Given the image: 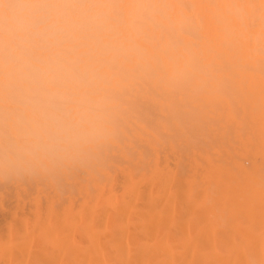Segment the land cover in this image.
<instances>
[{
    "label": "bare ground",
    "instance_id": "obj_1",
    "mask_svg": "<svg viewBox=\"0 0 264 264\" xmlns=\"http://www.w3.org/2000/svg\"><path fill=\"white\" fill-rule=\"evenodd\" d=\"M0 29V161L39 89L101 102L83 162L0 163V264H264V0H33Z\"/></svg>",
    "mask_w": 264,
    "mask_h": 264
},
{
    "label": "clouds",
    "instance_id": "obj_2",
    "mask_svg": "<svg viewBox=\"0 0 264 264\" xmlns=\"http://www.w3.org/2000/svg\"><path fill=\"white\" fill-rule=\"evenodd\" d=\"M47 16L33 0H0V29L11 34L47 30ZM38 116L26 124L22 144L10 143L0 163L17 172L49 170L66 162H83L104 132L101 102L73 101L39 89L24 99Z\"/></svg>",
    "mask_w": 264,
    "mask_h": 264
}]
</instances>
